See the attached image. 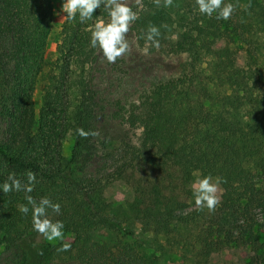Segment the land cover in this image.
<instances>
[{
  "label": "trees",
  "instance_id": "1",
  "mask_svg": "<svg viewBox=\"0 0 264 264\" xmlns=\"http://www.w3.org/2000/svg\"><path fill=\"white\" fill-rule=\"evenodd\" d=\"M184 2L164 7L160 0L158 7L142 0L130 26L152 52L186 55L181 74L123 113H109L95 83L99 49L90 45L91 30L107 10L101 6L83 23L78 13L74 20L66 17L56 58L48 63L46 1L0 0V120L15 125L0 141L6 167L0 188L9 174L38 173L45 183L38 193L45 196L51 185L58 220L76 235L72 256L45 238L13 237L15 222L1 219L8 234L2 241L20 252L15 264H54L60 255L85 264H162L173 241L184 245L176 230L191 224L199 231L195 264H210L212 254L225 248L245 250L246 264H264V0H224L234 6L226 21L201 14L196 0ZM149 25L160 30L158 48L147 41ZM46 65L45 103L36 114L33 95ZM78 128L99 135L83 139ZM66 136L69 157L57 158L54 150ZM114 152L125 159L114 177L132 194L117 205L101 185L80 179L100 153ZM202 173L214 182L220 178L227 200L203 226L196 210L186 212L195 206L193 185ZM29 209L22 216L29 218ZM226 219L227 225L219 224Z\"/></svg>",
  "mask_w": 264,
  "mask_h": 264
},
{
  "label": "rangeland",
  "instance_id": "2",
  "mask_svg": "<svg viewBox=\"0 0 264 264\" xmlns=\"http://www.w3.org/2000/svg\"><path fill=\"white\" fill-rule=\"evenodd\" d=\"M45 1L49 12L50 27L46 32L44 57L46 62L49 63L56 58V47L60 42L61 27L66 20V13L62 11L64 0ZM177 1L180 6H187L184 1L188 2V0ZM124 2L128 4L136 14H138L142 0H140V4H137L136 0H124ZM195 6L196 8L198 7V5ZM109 19L110 17L107 11L106 16L101 21L107 23ZM126 39L130 45V51L128 53L118 58L115 63H109L102 57V53L99 50L98 62L95 67V83L99 94V100L101 105L109 113L116 111L123 113V111L133 103L143 100L146 94L160 83L177 78L182 72V66L189 61L186 55L164 56L158 52H152L147 47L146 43L137 40L134 34L130 31V28ZM50 73L51 68L49 65H46L37 78V85L33 95L36 114H38L40 108L45 103L46 96L42 90V86ZM14 128L15 125L12 122L8 123L6 120H0V141H5L7 138H10ZM59 142L60 146L55 148L54 153H56L57 158H68L72 144L71 138L66 136L63 140H59ZM124 160L125 159H121V156L115 152L111 155L100 153V155L85 168L80 179H82V182L87 185H101L108 202L114 205L127 203L132 199V194L121 181L115 179L113 173L115 166H118ZM5 171V164L0 159V173ZM27 173H24L19 178L21 183L25 185L28 183ZM33 173L35 174L36 180L33 185V191L27 193V195L37 194V201L42 197H47L53 203H57L56 201L58 197H56L50 189L51 185H49V189H47L49 192H47L45 196L38 193V187L41 184L44 186L45 183L42 182L38 173ZM204 176L208 175L202 173L199 174L197 178H203ZM217 194L221 198V203L217 206L214 212L219 213L223 208V202H226L227 200L219 188ZM25 195L26 193L24 191L15 190L4 194L2 188H0V220L4 219L10 222H15V228L10 229V233L13 237L28 234L34 240H41L44 237L34 230L32 213L29 218H26L22 216V213L18 209V205L24 204ZM191 210H196L200 215L198 217L200 222L199 225L203 226L209 221L211 212L206 207L198 208L195 204L192 209H189L186 212H190ZM184 213L185 212H174L173 214H175V216H181V214ZM259 216L262 218L261 213H259ZM221 217L222 214L217 217L215 216L214 219H221ZM48 218L55 222L58 220V214L49 209ZM219 221H221L219 224H228L227 219ZM261 222L264 231V219ZM63 232V241L53 240L48 242L61 245L63 243L70 244V253L74 256L75 252L73 246L76 235L70 230L63 229ZM176 232H178L176 237H181L184 245L180 246L177 244V241H173L171 244L172 249L164 257L162 264H195L198 255L197 253L199 251L198 243H196V235L199 231H197L195 224H191L186 229H177ZM7 236V232H3L0 229V264H15L19 260L20 252L15 246L8 245L2 241V238ZM61 257L62 255L54 261V264H85L78 259H68L65 256L61 259ZM246 257L247 253L245 250L225 248L212 254L210 264H246Z\"/></svg>",
  "mask_w": 264,
  "mask_h": 264
},
{
  "label": "clouds",
  "instance_id": "3",
  "mask_svg": "<svg viewBox=\"0 0 264 264\" xmlns=\"http://www.w3.org/2000/svg\"><path fill=\"white\" fill-rule=\"evenodd\" d=\"M140 4V0H136ZM156 5L160 6V0H155ZM173 0H164V7H169ZM199 12L212 17L213 13H217V20H228L234 12V6L231 3L225 4L224 0H196ZM103 6L110 17L109 21H99L95 23L91 30L90 45L92 48H98L102 53V57L109 63H115L118 58L122 57L130 51V45L126 39L130 25L138 19L137 14L132 10L124 0H64L62 11L66 13L68 20H74L78 13L80 21L83 23L86 20H91L94 12ZM247 7H250L248 5ZM160 30L155 25H149L147 30V41L151 42L152 46L159 47ZM76 133L80 138L87 139L89 136L99 135L96 131H85L83 128L76 129ZM28 183L22 184L21 181L15 178L14 174H9L8 181L2 185V191L7 194L13 190L24 191L27 204L18 205L21 213L27 215L29 205L32 212V224L34 230L42 235L46 240H61L64 239V224L62 221L53 222L48 218V210L60 214V204L53 203L49 198L42 197L39 201L31 195L33 185L35 183V174L31 171L27 173ZM221 183L219 177L213 182L211 176L197 178L193 185V195L195 204L198 208L206 207L210 212H214L217 206L221 203V198L218 196V187ZM71 245L63 243L58 251H69Z\"/></svg>",
  "mask_w": 264,
  "mask_h": 264
}]
</instances>
